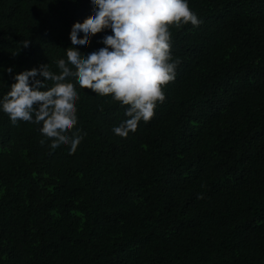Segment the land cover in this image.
<instances>
[{
    "label": "trees",
    "instance_id": "obj_1",
    "mask_svg": "<svg viewBox=\"0 0 264 264\" xmlns=\"http://www.w3.org/2000/svg\"><path fill=\"white\" fill-rule=\"evenodd\" d=\"M187 3L201 23L170 27L175 79L126 138V106L78 84L74 154L0 107V264H264V0ZM91 15V0H0V99L25 70L59 74Z\"/></svg>",
    "mask_w": 264,
    "mask_h": 264
},
{
    "label": "clouds",
    "instance_id": "obj_2",
    "mask_svg": "<svg viewBox=\"0 0 264 264\" xmlns=\"http://www.w3.org/2000/svg\"><path fill=\"white\" fill-rule=\"evenodd\" d=\"M91 3L94 15L72 26L73 46L66 49V59L56 62L59 74L50 71L49 64L25 70L15 75L16 82L0 99V107L13 125L18 121L42 124L40 130L45 139L40 141L41 145L46 140L51 141L48 147L52 150L69 145V154L76 152L83 139L79 132H72L78 123L76 84L99 96H111L113 101L126 106L128 119L113 129L116 135L126 138L129 132L137 130L139 122L154 117L157 102L165 100L163 87L175 79L179 61H173L171 55L170 27L201 23L187 0ZM106 30L112 34L100 41L104 47L86 56L75 47L87 48L93 36ZM29 44L30 41H23L24 48ZM7 71L11 74L13 68Z\"/></svg>",
    "mask_w": 264,
    "mask_h": 264
}]
</instances>
